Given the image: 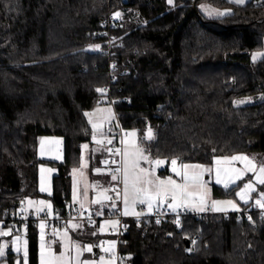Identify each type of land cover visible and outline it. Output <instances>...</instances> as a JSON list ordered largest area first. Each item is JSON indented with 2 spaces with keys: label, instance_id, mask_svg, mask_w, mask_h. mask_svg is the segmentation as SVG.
<instances>
[{
  "label": "trees",
  "instance_id": "trees-1",
  "mask_svg": "<svg viewBox=\"0 0 264 264\" xmlns=\"http://www.w3.org/2000/svg\"><path fill=\"white\" fill-rule=\"evenodd\" d=\"M202 3L223 14H203ZM108 13H120L109 54L99 33ZM108 88L123 129L151 159L206 165L254 153L264 164V0H0L2 226H25L20 217L29 213L17 212L29 197L47 198L56 212L74 205L71 171L83 144L90 171L110 156L86 116L103 101L110 107ZM45 135L61 139L62 160L38 157ZM40 163L55 168L49 194L38 189ZM236 186L212 191L229 196ZM236 212L125 217L120 251L127 264H264V217ZM25 230L27 264H38L34 218Z\"/></svg>",
  "mask_w": 264,
  "mask_h": 264
},
{
  "label": "rangeland",
  "instance_id": "rangeland-1",
  "mask_svg": "<svg viewBox=\"0 0 264 264\" xmlns=\"http://www.w3.org/2000/svg\"><path fill=\"white\" fill-rule=\"evenodd\" d=\"M166 1L168 4L173 3V0L171 2L169 0ZM198 8L207 16H216L218 15L217 13L223 12L221 9H215L205 3L200 4ZM115 14H113L114 17H116ZM102 110L103 118H101L102 116L99 115L97 110H92L86 114L93 131L98 134L104 132L105 125L110 122L113 116L110 107H103ZM93 124L97 125L99 131L93 128ZM133 132H128V137L124 139L121 165L117 163L113 166H108L106 164L107 159L103 161L104 172L99 173L100 175L101 173H107L109 182L106 180L102 181L98 177V179L88 180L87 164L89 159L86 153L87 147H85L88 144H83L80 162L71 171L70 201L73 204L78 203L80 207L95 215L96 218L91 223L88 221H75L78 223L70 221L64 227L49 225L37 219L38 264H41L42 258L44 264H113V257L116 254L114 233L118 225L116 214L112 215L114 211L117 214L121 212L124 217L135 216L136 213L142 215L139 205H145L147 213L161 208H167L171 211L175 208L176 210L182 209L196 213H228L238 211L241 205L247 203L259 206L256 203L257 200L264 203V184L260 183L261 180H264V172L260 171L261 166H264V164L257 161L254 153L215 156L213 161L206 165L194 162L181 163L175 159H151L143 151H137V149L141 150V148L137 142L136 133L135 136L129 135V133ZM100 139L96 138L98 141ZM60 141L61 139L58 136H41L37 146L38 157L56 161L62 160L63 152ZM125 152H127V155H125ZM143 157H147V159L145 160ZM233 157H245L246 159H233ZM156 161L161 163L156 164ZM140 169H146L147 172H140ZM163 169H166L167 172L160 173V170ZM54 172L55 168L50 164L40 163L38 165L39 191L44 194L51 192V177ZM125 174L128 177L130 194L127 206L124 203ZM113 175L116 176L115 180L112 178ZM137 175L140 176L141 182L137 183L136 187L141 189V191L137 196V202L133 204L131 200L132 182ZM237 177L240 178L237 179ZM218 178L221 181L220 183H217ZM147 180L153 182L149 184L145 182ZM159 181H165V183L160 184ZM168 181H173L174 183H168ZM101 182L104 189L97 190L102 185ZM119 183H121L122 187L121 206L119 201L109 200L110 192L113 191L112 186ZM225 183L228 184V187H225ZM235 184H238V186L232 189L229 196H216L212 191L214 185L229 188ZM247 184H251L254 191L245 189ZM241 192H245L244 199L240 198L239 193ZM140 199L151 200V209H149L147 202L144 204L139 203ZM214 201L221 202L216 207L224 210H213ZM226 201H232L236 208L223 203ZM50 204V201L45 197H29L24 200L17 213L18 215L21 213H33L38 218L39 211L45 206L49 207ZM170 204L172 207H169ZM200 208H203L204 211H199ZM105 210L109 214H104ZM126 210L129 213L128 215L124 214ZM73 225L77 227L73 228ZM5 232L8 235H3ZM25 233L26 230L23 225L20 229L14 231L11 225L2 226L0 223V264H9L5 259L9 251L16 253L13 264H27ZM92 237L105 240L106 245L101 249L103 254L95 255L92 251V246L88 242ZM89 246L91 251L86 250ZM105 252L111 253V256L107 257Z\"/></svg>",
  "mask_w": 264,
  "mask_h": 264
},
{
  "label": "built area",
  "instance_id": "built-area-1",
  "mask_svg": "<svg viewBox=\"0 0 264 264\" xmlns=\"http://www.w3.org/2000/svg\"><path fill=\"white\" fill-rule=\"evenodd\" d=\"M115 21L114 17L111 14H107L102 21H101V28H100V35L105 37L106 43H107V53L109 54L110 52V46L113 40V35H112V29L114 27ZM111 64L112 62L109 60L108 65H109V82L110 78L112 77L111 74ZM108 105L111 107L113 110V116H114V121L111 124H108L106 126V133L101 139L100 144L103 147H106L110 153V156L107 158V164L110 166H113L115 164H120L121 165V156H122V148H123V142L124 139L128 136V133L123 129L120 120L118 119L115 109H114V101L116 100L113 98L110 94V89L108 88ZM122 100H125V97L121 98ZM106 102L103 101L102 105H105ZM110 141V142H109ZM117 150H120L117 152ZM115 172H117L115 170ZM112 192L110 193V200L112 201H119L120 206H121V200H122V187L121 183L118 185H113L112 186ZM139 210L143 213L142 215H135L134 217L137 219L141 218H147V217H152L156 220H159L164 217H173V218H179L180 216L184 215L187 213V211L182 210V209H177L175 211H171L167 208H161V209H155L152 212L147 213V207L145 205H139ZM252 212H256L260 217H264V207H259V206H254L253 208L246 207L238 210L236 212L237 217L242 216L245 220H250V214ZM16 215L14 213H9L5 214L4 220L7 221L8 223H13L16 220ZM115 217L117 218L118 225L115 228V233H114V239H115V245H116V254H114L113 257V264H127V254L121 253L120 251V236L123 232L124 228V222L123 220L125 217L120 213H116ZM24 225H28V221L31 218H34L35 221L37 219L46 222L49 225H57L64 227L67 222L69 221H88V222H93L95 220V215L89 213L87 210H85L83 207L73 205L71 208L66 210L64 213L62 212H56L53 211L51 207L45 206L39 211V216L36 218L33 214L29 213L28 215H25L20 217ZM113 230V229H111ZM106 245L105 240L100 239L96 241L93 245V252L103 254L101 251L102 248ZM105 255L107 257L111 256V253L105 252Z\"/></svg>",
  "mask_w": 264,
  "mask_h": 264
},
{
  "label": "snow or ice",
  "instance_id": "snow-or-ice-1",
  "mask_svg": "<svg viewBox=\"0 0 264 264\" xmlns=\"http://www.w3.org/2000/svg\"><path fill=\"white\" fill-rule=\"evenodd\" d=\"M169 2H171V0H169ZM241 2H242V0H241ZM217 14H218V15H222L223 13H217ZM115 15H116V17H119V16H120V13H116ZM98 91L103 92L102 89H98ZM93 128H94V129H97V131H99V129L97 128V125L93 124ZM129 135H131V136H135V132H133V133H129ZM147 138H148V139H152V138H153V137H152L151 130H149V133H148V137H147ZM109 142H110V141H109ZM97 143H100V141H97ZM85 147H87V146H85ZM119 151H120V150H117V152H119ZM137 151H142V150L137 149ZM125 155H127V152H125ZM143 158H144L145 160L147 159V157H143ZM233 159H246V158H245V157H233ZM155 163H156V164H159V163H161V162H160V161H156ZM173 163H175V161H173ZM117 171H119V169H117ZM260 171H261V172H264V166H261ZM125 172H126V170H125ZM140 172L146 173L147 170H146V169H140ZM218 177H219V173H218ZM112 178L115 180V179H116V176L113 175ZM239 178H240V177H237V179H239ZM140 182H141V178H140L139 175H137L136 178H135V179L133 180V182H132L131 200H132V203H133V204H135V203L137 202V196H138L139 192L141 191V189H138V188L136 187L137 183H140ZM145 182L151 184L153 181H151V180H147V181H145ZM220 182H221V181H220V179L218 178L217 183H220ZM233 182H234V181H233ZM159 183H160V184H164L165 181H159ZM168 183H174V182H173V181H168ZM260 183L264 184V180H261ZM124 184H125V190H124V203H125V205L127 206L128 203H129V195H130V194H129V190H128L129 181H128L127 174H125ZM177 187H179V186H177ZM225 187H228V184H227V183H225ZM245 189H250V190H253V191H254V189H253V187H252L251 184H247V185H245ZM239 195H240V198H241V199H244V197H245V192H241V193H239ZM138 202L141 203V204H144V203L147 202L149 209H151V207H152L151 200L145 201L144 199H140ZM245 202H247V201H245ZM41 203H43V202H41ZM219 203H221V202H216V201L213 202V205H214V206H213V210H215V211H222V210H224V209H222V208L216 207V205H218ZM223 203H225V204H227V205H231L233 208H236V205L233 204L232 201H226V202H223ZM256 203H257L259 206L264 207V203H261L260 200H257ZM169 207H172V205L170 204ZM175 210H176V209L173 208V211H175ZM199 211H204V209H203V208H200ZM124 214H125V215H128L129 213H128V211L126 210V211L124 212ZM136 215H140V214H139V213H136ZM42 227H43V225H42ZM72 227L75 228V227H77V226H76V225H73ZM3 235H8V233L5 232V233H3ZM41 238L43 239V237H41ZM86 250H87V251H91V247H90V246L87 247ZM41 264H44L43 258H42Z\"/></svg>",
  "mask_w": 264,
  "mask_h": 264
},
{
  "label": "crops",
  "instance_id": "crops-1",
  "mask_svg": "<svg viewBox=\"0 0 264 264\" xmlns=\"http://www.w3.org/2000/svg\"><path fill=\"white\" fill-rule=\"evenodd\" d=\"M228 1H231V2H233V3H236V4H244V3H246L247 1H250V0H242V2H241V0H228ZM103 107H107V106H102V105H100V106H98L97 108H95L94 110H97L98 111V113H99V115L100 116H102L101 118H103ZM104 136V134L103 133H99L98 134V136H97V138H99L100 139V137L101 136ZM97 141L98 140H96L95 142L97 143ZM38 143H39V140H38ZM60 144L62 145V141H60ZM99 145H100V143H98ZM101 146V145H100ZM63 152V151H62ZM86 153H87V156H88V159H89V161H88V164H87V175H88V180H91V179H93V178H100L102 181H104V180H106V181H108L109 182V175L107 174V173H101V175H100V173L99 172H104V167L103 166H101V167H98V168H95V169H93V171H90V154H89V151H88V146H87V148H86ZM47 159V158H46ZM52 160V159H51ZM55 173V172H54ZM53 173V174H54ZM53 176V175H52ZM102 176V177H101ZM52 178V177H51ZM97 178V179H98ZM102 183V182H101ZM109 186V185H108ZM108 186L106 187L107 188V190H108ZM101 188H103L104 189V186H103V183H102V185L100 186V187H98L97 188V190L99 189H101ZM111 193V192H110ZM110 200V199H109ZM74 205H77V206H79L78 205V203H74ZM107 212V213H106ZM104 214H109L108 213V211L107 210H105V213ZM70 222V221H69ZM44 223V222H43ZM73 223H78V222H75V221H73ZM46 225V224H45ZM68 225V223L66 224V226ZM97 239H100V238H98V237H92L91 239H89L88 240V242H89V244L92 246V248H93V245H94V243L96 242V241H94V240H97ZM92 251H93V249H92ZM100 252V251H99ZM99 252L98 253H95V255H97V254H99Z\"/></svg>",
  "mask_w": 264,
  "mask_h": 264
},
{
  "label": "water",
  "instance_id": "water-1",
  "mask_svg": "<svg viewBox=\"0 0 264 264\" xmlns=\"http://www.w3.org/2000/svg\"><path fill=\"white\" fill-rule=\"evenodd\" d=\"M184 242L187 247L190 245V241L188 238H184Z\"/></svg>",
  "mask_w": 264,
  "mask_h": 264
}]
</instances>
